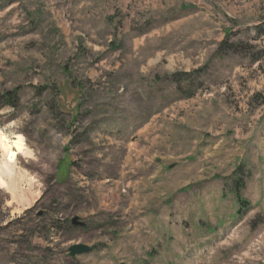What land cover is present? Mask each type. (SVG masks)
Masks as SVG:
<instances>
[{
    "label": "rangeland",
    "instance_id": "374dc122",
    "mask_svg": "<svg viewBox=\"0 0 264 264\" xmlns=\"http://www.w3.org/2000/svg\"><path fill=\"white\" fill-rule=\"evenodd\" d=\"M3 93L0 264H264V0H0Z\"/></svg>",
    "mask_w": 264,
    "mask_h": 264
},
{
    "label": "bare ground",
    "instance_id": "6f19581e",
    "mask_svg": "<svg viewBox=\"0 0 264 264\" xmlns=\"http://www.w3.org/2000/svg\"><path fill=\"white\" fill-rule=\"evenodd\" d=\"M28 149L29 148L26 146L24 139L21 135H17L13 139H10L8 136H6V134H4L0 130V187L1 188H5L11 192L19 191L18 188L21 185L23 178L21 176H17L21 174H18L16 171L17 170L16 160L20 155L23 156L27 155L30 157V152Z\"/></svg>",
    "mask_w": 264,
    "mask_h": 264
},
{
    "label": "water",
    "instance_id": "95a60500",
    "mask_svg": "<svg viewBox=\"0 0 264 264\" xmlns=\"http://www.w3.org/2000/svg\"><path fill=\"white\" fill-rule=\"evenodd\" d=\"M172 166H173V164H171L169 167H172ZM71 223L73 225L80 224V222L76 221L75 218H73L71 220ZM89 251H90V246L83 244V243L74 244V245H71L70 247H68V252H69L70 256H75L78 254L87 253Z\"/></svg>",
    "mask_w": 264,
    "mask_h": 264
},
{
    "label": "trees",
    "instance_id": "16d2710c",
    "mask_svg": "<svg viewBox=\"0 0 264 264\" xmlns=\"http://www.w3.org/2000/svg\"><path fill=\"white\" fill-rule=\"evenodd\" d=\"M6 95V97H5V103H1V100L4 98V96ZM12 97L10 96V95H8V93L7 94H2V95H0V107L2 106V104H7L8 106H14L13 104L15 103L12 99H11ZM237 200L239 201V203H240V205H239V208H238V210H237V212H240V209L241 208H243L244 206H243V201H242V199L240 198V197H237Z\"/></svg>",
    "mask_w": 264,
    "mask_h": 264
}]
</instances>
